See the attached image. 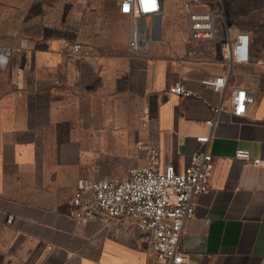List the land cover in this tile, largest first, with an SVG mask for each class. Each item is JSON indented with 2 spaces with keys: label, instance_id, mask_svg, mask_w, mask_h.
Returning a JSON list of instances; mask_svg holds the SVG:
<instances>
[{
  "label": "crops",
  "instance_id": "crops-1",
  "mask_svg": "<svg viewBox=\"0 0 264 264\" xmlns=\"http://www.w3.org/2000/svg\"><path fill=\"white\" fill-rule=\"evenodd\" d=\"M48 1L35 0L34 18L23 23L40 34L12 47L0 72V264H157L136 219H74L71 196L81 178L124 177L143 165V144L157 147L163 166L182 168L205 148L196 139L204 134L212 187L195 197L180 242L184 264H264V164L234 156L244 148L264 158V39L237 23L221 28L219 39L249 33V60L232 61L213 42L192 41L188 14L165 0L160 16L141 20L150 40L135 52L133 22L118 1L106 15L87 9L82 30ZM252 6L233 10L253 15ZM5 26L18 24L10 17ZM222 75V92L203 82ZM175 83L192 94L171 92ZM236 88L254 95L240 116L230 112Z\"/></svg>",
  "mask_w": 264,
  "mask_h": 264
},
{
  "label": "built area",
  "instance_id": "built-area-1",
  "mask_svg": "<svg viewBox=\"0 0 264 264\" xmlns=\"http://www.w3.org/2000/svg\"><path fill=\"white\" fill-rule=\"evenodd\" d=\"M117 1L119 12L130 16L133 22L130 48L140 52L150 40L149 35L141 34L143 26L140 22L148 16H160L165 0ZM187 14L190 37L198 41H210L218 34L216 18L225 16V10L217 11L198 3L190 6ZM224 45L232 61L249 60V33L239 32L234 39H226ZM72 48L80 51L82 44L74 43ZM12 51L9 45L0 46V68L7 67ZM203 82L219 92L227 84L226 75L207 78ZM170 91L181 95L192 94L180 83L171 86ZM253 100L254 95H250L247 89L236 88L230 112L234 116L243 115L248 101ZM223 109L220 105L216 111L219 113ZM148 120L146 111L145 125ZM208 122L215 125L217 117ZM196 139L204 143L205 148L193 152L189 162L182 168L173 163L163 166L157 147L143 144L147 151L146 162L130 168L126 176L79 179L70 199L68 215L74 219L101 218L117 223L125 218H134L139 227L149 233L151 253L157 264H184L185 254L180 242L187 221L195 214V197L210 191L214 171V155L208 149L211 135H198ZM234 156L245 164H264V158L253 156L249 149L238 148ZM12 220L11 216L7 221Z\"/></svg>",
  "mask_w": 264,
  "mask_h": 264
},
{
  "label": "rangeland",
  "instance_id": "rangeland-1",
  "mask_svg": "<svg viewBox=\"0 0 264 264\" xmlns=\"http://www.w3.org/2000/svg\"><path fill=\"white\" fill-rule=\"evenodd\" d=\"M116 1L117 0H49L48 3L56 15L61 17L64 16L63 20H65V22L67 21L66 23L72 26V28H75L76 30H82L87 9L92 7L98 8L101 10V15H106L114 6ZM10 2L14 4V8L6 6V3ZM25 2V0H0V46L10 45L11 47H14L21 44V42L24 40L35 39L40 34L38 31L27 30V26L23 24L25 21H29V19H31L30 15L32 19L34 18V5L36 4L35 0H28L30 15H24V18L22 19L24 14L23 11L26 10L22 8V5H26ZM171 2L172 0H168L167 5L171 4ZM175 2L180 14H187L188 8L196 3L207 5L208 7L214 8L217 11L219 9H224L225 16L216 18L218 35L221 32V28H226V24L232 25L233 23H237L240 26H244L246 28L248 27V30L254 36L264 39V3L261 1H259L257 5L253 6L249 5L247 2H242L239 5V3L234 2V0H175ZM91 4H93V6ZM238 6H252V9H254V14L245 16L237 13L236 15L233 9ZM9 16L11 17V22L13 21L14 24H18V26H13L15 28L13 31L5 30V24L7 23V19L10 18ZM175 22L181 27L184 26V22L182 20H176ZM223 32L225 34L224 30ZM238 33L239 31L236 33V35ZM189 38L192 41H196L190 37V35ZM225 41V38L219 39L218 37L210 40V42H213V45L220 46L225 57L229 58L224 45ZM2 71H4V69L0 68V72Z\"/></svg>",
  "mask_w": 264,
  "mask_h": 264
}]
</instances>
